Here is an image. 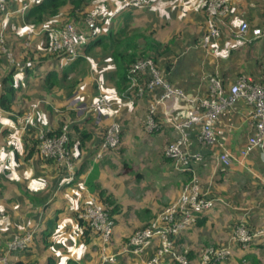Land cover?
<instances>
[{
    "label": "crops",
    "instance_id": "0c3cea01",
    "mask_svg": "<svg viewBox=\"0 0 264 264\" xmlns=\"http://www.w3.org/2000/svg\"><path fill=\"white\" fill-rule=\"evenodd\" d=\"M27 1L5 0L7 5L0 8L5 45L13 52L12 59L0 52V94L5 93L3 89L10 79L16 89L11 108L0 106V155L5 159L0 163L1 254L14 233L34 227L33 245L11 252V263L147 264L159 245L157 239L140 254L122 249L133 230L174 200L182 183L194 172L204 195L215 202L197 226L181 235L182 245H196V250L201 244L218 246L230 243L232 232L240 226L250 233L264 229V152L255 148L244 157L240 154L255 131L252 108L244 99H237L218 114L213 126V147L198 140V125L185 128L188 153L202 155L192 162V170L180 169V163L165 154L167 145L179 134L174 123L185 110L202 111L204 103L216 100L212 78L220 82L225 94L241 75L264 83V35L253 34L255 28L264 30V0H228L229 12L219 17L220 35L207 42L205 0H147L148 7L133 10L122 9L119 0H89L87 10L106 2L117 11L108 15L112 16L111 21L102 28L106 34L91 47L94 54L90 61L77 68L83 59L78 61L73 70L63 67V60L46 55L44 38L37 32L44 22L32 25L26 19L27 10L14 12ZM66 17L67 9L62 8L48 18L47 25L58 24ZM244 20L248 28L239 36L237 28ZM129 25L126 30L131 34V50H148L161 77L172 88L181 90L182 96L160 100L165 88L161 84L147 85L153 75L150 69L139 73L136 83L129 80L125 88L117 82L107 35ZM30 27L34 31L29 32ZM136 32L142 36L136 38ZM148 45L150 48L145 49ZM49 71L54 74L47 82L44 78ZM63 73L67 75L65 79L61 77ZM56 75L61 79L56 80ZM99 94L113 100L112 106L80 113L77 105L85 103L89 107ZM27 111H32L37 127L50 132L62 121H69L71 167L37 151L36 127H21L20 118ZM149 116L153 121L150 126ZM113 121L121 124L119 145L98 156L106 128ZM74 125L86 130L88 136L78 141ZM223 149L233 156L230 165L216 157ZM157 179L163 181L155 187L153 181ZM171 182L176 185L173 193L169 189ZM100 190L115 207V226L108 249L117 254L114 262H102L97 239L86 240L76 222L75 213L86 195ZM262 236L254 242L260 249L258 253L253 249L245 253V248L236 246L232 261L226 264H240L243 259H247L246 264H264ZM193 259L198 261L195 255Z\"/></svg>",
    "mask_w": 264,
    "mask_h": 264
},
{
    "label": "built area",
    "instance_id": "2783aa9c",
    "mask_svg": "<svg viewBox=\"0 0 264 264\" xmlns=\"http://www.w3.org/2000/svg\"><path fill=\"white\" fill-rule=\"evenodd\" d=\"M35 0H28L14 12H24ZM121 6L145 7L148 6L147 0H119ZM205 12L208 16L207 32L204 36L205 41H209L212 37L220 35L219 17L226 15L229 12L230 5L228 0H205ZM4 7L3 0H0V8ZM8 13L9 10H5ZM96 16L86 15L82 25L86 29L93 28L97 22ZM248 23L244 20L237 28V35H242L246 32ZM29 32L34 31L30 27ZM49 32L51 50L58 55L67 54L69 56H77L80 49L87 43L88 34L83 32L77 24L72 20H67L60 25H44L37 31L38 34ZM253 34L257 37L264 35V30L260 28L253 29ZM6 34L4 29L0 28V52L6 53L10 59L13 57V52L7 49L5 45ZM146 69L152 72V78L148 81V86L152 87L156 84H161L165 88V92L160 97L161 99L172 97L173 95L182 96L181 90L172 88L161 77L154 66L151 59H138L130 68L131 83H136L139 73H144ZM212 92L216 96V100L204 103L202 111H196L194 108L185 110L184 115L175 121L174 126L178 130V136L171 141L165 148L166 156L177 161L180 169L192 170V162L200 160L202 155L198 153H188L186 146L188 143L186 127L198 125L197 133L198 140L208 146L213 147L215 144L214 123L218 114L229 107L237 99H244L252 108L251 119L255 128L253 134L248 137L247 142L242 147L240 154L242 157L248 155L253 149L258 148L264 152V83L250 80L246 75L239 76L232 84L229 85L228 93H224L220 82L212 78ZM113 104L106 95L99 94L92 100L89 107L91 110H101L109 108ZM150 115V114H149ZM22 129L27 126L36 127V135L38 136L39 152L48 158L71 167L70 151L66 147L69 135V123L64 122L61 126L59 135H47V131L36 126L33 120L32 111H27L20 118ZM153 124L152 117L149 116L147 125ZM121 124L118 121H113L107 128L103 141L98 151L100 156L105 149L116 147L119 142V134ZM216 157L224 164L230 165L233 156L228 150L223 149L216 153ZM5 159L0 155V163ZM191 164V165H190ZM199 178L194 172L191 174L188 182L184 183L179 196L162 207L154 216V218L145 226L137 228L128 238L123 251L140 254L145 251L153 242L158 240V247L155 254L148 259L147 264H157L160 258L170 253L181 264H189L185 254L178 252L174 247L175 238L178 234L190 226L200 214L206 213L214 205L213 198L203 196L199 191ZM84 189V186L82 187ZM78 216L88 220L89 224L98 232L101 241V260L102 262H114L117 258L116 253L108 251L106 244L109 243L114 230V222L109 217L108 209L100 203L92 194L86 195V201L78 212ZM262 230L251 234L243 227H238L234 238L241 241L242 245L248 243L253 236L261 235ZM35 228H25L22 232L15 233L7 242L6 253L0 254V264H9L7 254L19 249L26 248L32 241ZM209 250V254L204 256L202 264H206L210 259H224L229 253V247H222L213 251Z\"/></svg>",
    "mask_w": 264,
    "mask_h": 264
},
{
    "label": "trees",
    "instance_id": "16d2710c",
    "mask_svg": "<svg viewBox=\"0 0 264 264\" xmlns=\"http://www.w3.org/2000/svg\"><path fill=\"white\" fill-rule=\"evenodd\" d=\"M148 1L150 2L151 0H148ZM88 3H89V0H35L29 6V8L27 9L26 14H25L26 19L30 20L32 25H36L39 22L40 23L44 22L43 24L47 25L49 23L48 18L51 16H54V15H57L60 12V10L62 8H64V9H67L68 19H71L72 21L75 20L74 22L77 24V26L81 30H83V32L88 34V37H89L88 41L80 49L79 54L77 56H69L67 54L58 55L56 52H53L51 50V45H50V41H51L50 34L47 31L43 32L42 36H43L44 40H43L42 46L46 49V52L48 53L46 55L48 57L53 56L55 58L60 59L61 61L63 60V63L61 65H63V67L66 66L67 69L73 70L76 67V63L78 61L84 59V56H85L84 53H87L91 49V47L94 44L98 43L100 40H102L103 37L105 36L104 34H106V33L102 32V28L104 27V24H105V17H107V16H104L103 13L96 16L98 20H97V22L93 28L86 29V27H84L82 25L83 19H84L85 15L88 13V10L86 9V7H87L86 5ZM6 5L7 4L4 0V6H6ZM145 7H148V6H145ZM121 8L125 9V10H127V9L133 10V8L136 9V7H133V6H122ZM203 9H205V5L203 6ZM126 29H127V27H123L118 31L116 29H114V30L110 31L109 35H107L109 38V41L107 43V47L110 50L109 51V54H110L109 58L113 61L114 65H115V69H114L115 72L114 73L117 76V79H118L117 82L119 84H121L124 88L126 87L129 80L131 82V78L129 76L130 75V68L136 60H138V59H152L153 62L155 60L153 55L150 54V52L148 50H144L143 53L142 52L138 53V51L131 50V48H130V46H131L130 35L131 34L129 32V29L128 30H126ZM134 36H136V38L137 37L139 38V36H142V33L136 32V33H134ZM109 44H110V46H109ZM146 48L149 49L150 46L148 45L147 47H145V49ZM138 54H140V55L138 56ZM31 66H33V65L31 64L30 68H32ZM145 71H144V73H145ZM53 74L54 73L52 71H49L48 75H46L44 78L45 81L48 82L49 79H51V76ZM141 75H143V74H141ZM66 76H67L66 73H63V75L61 77L63 79H65ZM61 77H58L57 75L55 76L56 80H60ZM6 81H7V79H6ZM76 82H77V80H75V82H73L71 84L73 85ZM50 83H52V82H49V84ZM5 86H6V88L4 87L5 89H3V91H5V93L0 94V106L3 107L4 109H10L12 106L13 96L15 95L16 89H15V86H14L12 79H10L8 84H5ZM64 122H66V121H62L60 127H58L55 131H53V132L47 131V135H59V133L61 132V126ZM73 127L76 130L78 141L83 140L85 138V136H88L87 131L82 129V128H79L78 125H74ZM25 133H27V130L25 131ZM35 134H36V132H35ZM39 140L40 139L36 135V138L34 139V145L36 146V149L38 152H39V147H38ZM70 144H71V139L69 138L68 141L66 142V147L69 149V151H70V147H69ZM32 148H34L33 145L31 146V149ZM43 157H45V156H43ZM45 158H48V157H45ZM189 177H191V175ZM202 194H204V193H202ZM92 195H94L95 197L97 196L96 198L98 199V201L100 203H102L108 209L109 217L113 220L114 226H115V216H114L115 207L113 206L112 203H110L109 201H107L106 198L103 197V195H104L103 190H100L99 193L93 192ZM203 196H205V195H203ZM209 198H212V197H209ZM85 201H86V197L84 198V201L81 204V207L85 203ZM106 202L108 204H106ZM81 207L79 208V210L81 209ZM79 210L76 211L75 215H76L77 225L81 228V234L83 236H85L86 240H90L91 238L97 239V243H98L97 246L100 247L102 244V241H101V238H100L98 232L89 224L88 220L78 216ZM202 215L203 214L198 215L196 217L195 221L190 226H188L186 229L182 230L178 234V236L175 238L174 247L176 248V250L178 252H180L179 247L180 246L182 247V244L180 242L181 235L186 231H191L193 229V227L197 226L199 219L201 218ZM154 216L148 222H146L143 226L147 225L154 218ZM143 226H141V227H143ZM136 229H134L133 232ZM112 235H113V233H112ZM112 235H111V239H110L109 243L107 244V249H109V245H111V243H112ZM32 241H33V238H32ZM32 241L30 242V244L26 248H24L22 250L29 249L33 245ZM194 246H196V245H194ZM193 247H191L190 251L186 254H187L189 259H192V261H193L192 264H200L199 262L197 263L196 262L197 260H194L193 257L196 254L195 251H198V249H201L202 247H199L197 250L194 249ZM154 252H156V251H154ZM200 252H201V250H199V254H200ZM162 260L168 261V264H181L170 253L164 254L160 258V261H162ZM214 261H215V259L212 258V259H210V261L208 263L212 264ZM215 263H216V261H215ZM15 264H22V262L20 263L19 261H16ZM69 264H75V262L69 261Z\"/></svg>",
    "mask_w": 264,
    "mask_h": 264
},
{
    "label": "rangeland",
    "instance_id": "374dc122",
    "mask_svg": "<svg viewBox=\"0 0 264 264\" xmlns=\"http://www.w3.org/2000/svg\"><path fill=\"white\" fill-rule=\"evenodd\" d=\"M90 1H92V2H95L96 3V1L97 0H90ZM94 3V4H95ZM120 3V2H119ZM111 5H106V2H102V3H100V5L99 6H95L94 8H92V9H89L88 8V15H90V16H97V15H100V14H104V16H107V17H105V23H110V21H111V17L112 16H108V15H110V14H112V13H114L117 9H111L112 7H110ZM121 6V5H120ZM106 9H108V10H106ZM94 10H98V11H94ZM86 14V15H87ZM85 15V16H86ZM70 18V17H69ZM67 20H71V19H68V17H66L65 18V20H63V21H59V22H57L58 24H55V25H60L61 23H63V22H65V21H67ZM75 21V20H74ZM113 25H115V24H113ZM105 27H107V28H109V25H107V26H105ZM130 27H131V25H129L127 28H129L130 29ZM101 49V47H99V50ZM85 54V56H84V59L81 61V62H79V64H78V66H77V68H79V67H81L83 64H85L86 62H89L90 61V58L92 57V55L94 54V51L93 50H89L87 53H84ZM87 59H86V58ZM92 65V64H91ZM93 66V65H92ZM71 79H72V77H71ZM128 84H129V82H128ZM75 96V95H74ZM74 96H73V99H74ZM73 99H71L70 100V103H72V101H74ZM73 104V103H72ZM78 103H76V105H77ZM77 109L79 110V111H81L80 113H82L83 111L85 112H87V111H90V108H88V105L87 104H82V103H80V104H78L77 105ZM64 121H67V123H69V121L68 120H64ZM112 123V122H111ZM120 135H121V131H120V134H119V137H120ZM68 139H69V135H68ZM120 139V138H119ZM119 143V142H118ZM118 145L119 144H117V147H118ZM113 149H115L114 147H112ZM98 153V152H97ZM97 153H96V155H97ZM70 155H71V152L69 153ZM99 156V155H98ZM102 156V155H101ZM145 159H147V158H145ZM190 179V177L188 178V179H186L185 181H184V183H186V182H188V180ZM142 180V179H141ZM161 181H163L162 179H157V180H155V181H153V183H155V187H157V184H161ZM174 181V180H173ZM148 182L149 183H151L152 181L150 180H148ZM166 182H168V181H164L163 183H166ZM134 183H135V181H134ZM162 183V184H163ZM184 183H182V185H181V187H180V190H179V193H178V195H177V197L179 196V194H180V191H181V188H182V186H183V184ZM136 184V183H135ZM199 191H200V193L202 194L203 192H202V190H201V185H200V181H199ZM169 189H170V192H175V190H176V185H175V183L173 182V184H172V182L170 183V187H169ZM156 190V192L157 191H159L160 189H155ZM161 191H162V188H161ZM97 197V196H96ZM176 197V198H177ZM175 198V199H176ZM97 199V198H96ZM174 199V200H175ZM98 200V199H97ZM173 201V200H172ZM171 201V202H172ZM170 203V202H169ZM168 204V203H167ZM166 204V205H167ZM217 204V203H216ZM165 206V205H164ZM163 206V207H164ZM219 226H221V224L219 223ZM240 227H243L245 230H246V227L245 226H240ZM232 229H233V227L230 229L231 231H232ZM263 229V228H262ZM261 229V230H262ZM230 230H227V231H230ZM236 228L234 229V231L232 232V234H231V237H230V243H227V244H223V245H216V246H214V245H204V244H201L199 247H202L201 249H198V251H195L196 252V254H195V257L198 259V261H196V262H199L200 264H202L201 262H203V260H204V256L207 254H209V250L210 249H212V252L210 253V254H213V251H215V250H217V249H220V248H222V247H229V253H228V255H226V257L224 258V259H218V260H215L216 261V263H220V262H223V264L225 263H227V262H229L231 259H232V254H233V248L234 247H236V246H238V247H240V248H245V253H248V251H249V249H253V251L254 252H256V253H258L259 251H260V249L258 248V247H256V243H254L255 241H259V240H261L262 238H263V236L261 237V235H255V236H253L252 237V239L248 242V243H246L245 245H242V243H241V241H239V240H237L236 239V237L234 238L233 236H235V232H236ZM23 231V230H22ZM17 233V232H16ZM250 233V232H249ZM257 233V232H256ZM262 233V235H264V230L261 232ZM15 234V233H14ZM251 234H254V233H251ZM9 240H7V242H8ZM7 242H6V246L5 247H7ZM107 246V244L105 245V247ZM204 246V247H203ZM101 248H102V244H101V246L99 247V250H98V254H99V257L101 258ZM180 248V252L182 253V254H185V256H186V258H187V261L189 262V264H192L193 263V261H192V259H189L188 258V256H187V254L186 253H188L189 251H190V249H191V247L189 246V245H182V247L180 246L179 247ZM20 250V249H19ZM22 250V249H21ZM199 250H201V252H200V254H199ZM234 250H236V249H234ZM3 253V252H2ZM6 253V248H5V252H4V254ZM1 254V253H0ZM9 254L10 253H8L7 254V257H9ZM262 263H264V246H262ZM221 260V261H220ZM222 260H224V261H222ZM246 260L247 259H243V261H241V263L240 264H246ZM210 261V260H209ZM208 261V262H209ZM215 261L212 263V264H214L215 263ZM232 261V260H231ZM8 262H9V264H13V263H11V261L9 260V258H8ZM208 262H206V264H209ZM215 263V264H216Z\"/></svg>",
    "mask_w": 264,
    "mask_h": 264
}]
</instances>
